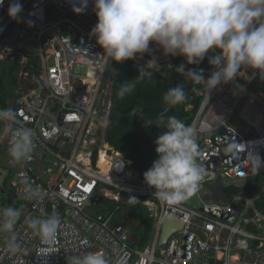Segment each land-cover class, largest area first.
<instances>
[{"label":"built area","instance_id":"2783aa9c","mask_svg":"<svg viewBox=\"0 0 264 264\" xmlns=\"http://www.w3.org/2000/svg\"><path fill=\"white\" fill-rule=\"evenodd\" d=\"M12 2L0 6V63L16 62L17 55L21 69L16 97L6 98L0 108L17 111L11 128L28 127L35 136L32 158L16 165L7 152L9 134L0 135L5 172L0 208L22 211L15 228L19 251L9 253L0 236V264H67V257L89 251L103 254L108 264L121 256L125 264H264V167L256 170L250 158L255 152L264 160V90L252 88L259 72L244 68L234 81L199 93L202 102L191 125L199 133L198 159L205 168L194 190L201 207L165 208L134 162L107 141L115 70L90 36L98 22L94 0L79 14L73 8L80 0H19L23 10L17 19L8 15ZM77 66L87 67L86 76L74 74ZM25 180L45 197L21 199ZM250 180L258 183L252 196L227 198L222 192L224 202L209 198L208 190L217 184L244 189ZM48 193L55 198L48 199ZM131 203L144 207L153 222L144 247L142 236L133 239L127 224L117 222ZM53 210L61 231L55 241L41 242L28 224ZM167 219L183 226L160 245Z\"/></svg>","mask_w":264,"mask_h":264},{"label":"clouds","instance_id":"9594fccd","mask_svg":"<svg viewBox=\"0 0 264 264\" xmlns=\"http://www.w3.org/2000/svg\"><path fill=\"white\" fill-rule=\"evenodd\" d=\"M4 0H0L2 6ZM76 13L83 12L88 0H80ZM23 10L19 0L9 4L8 15L17 19ZM97 24L90 36L103 49V55L112 62L122 63L142 57L151 51L150 44L163 50L165 56H182L188 65H198L208 56L213 71L206 79L204 70L187 69L184 63L174 68L186 80L203 85L211 92L218 85L234 81L244 68L259 72L264 80V0H94ZM158 64L152 56L138 69L135 80L121 84L117 96L131 94L138 83L151 80ZM171 66V65H170ZM172 67V66H171ZM20 72V71H19ZM187 99L184 86L170 87L163 95V110L155 120H144L160 132L154 143L157 158L144 172V181L155 189L154 197L162 207L185 202L205 175L198 156V130L175 115H168L175 106ZM18 113L12 108H0V135L9 134L10 162L23 164L32 158L34 130L17 123ZM254 168L264 167V160L255 152L250 156ZM21 199L40 200L45 193L39 186L25 180ZM48 199L55 198L53 193ZM130 199H136L135 197ZM22 211L18 207L0 208V236L6 240L9 253L16 254L15 228ZM62 221L53 210L43 218H33L28 227L41 242L51 243L61 231ZM67 264H108L99 252H85L67 257ZM117 264H125L121 256Z\"/></svg>","mask_w":264,"mask_h":264},{"label":"trees","instance_id":"16d2710c","mask_svg":"<svg viewBox=\"0 0 264 264\" xmlns=\"http://www.w3.org/2000/svg\"><path fill=\"white\" fill-rule=\"evenodd\" d=\"M151 51L145 53L142 57H137L133 60H127L122 63L112 62L115 70V81L113 88V103L114 107L111 114V121L108 128L107 141L108 143L121 152L125 158L134 162V167L142 176L157 158L155 151L156 144L154 141L160 134L165 131L163 127L160 129L155 125L148 126L144 120H155L157 115L163 110L164 103L162 97L170 88L178 84L184 86L187 99L172 108L168 115H175L186 124H192L193 117L197 113L202 98L199 93L206 92L203 85L195 84L176 71L174 68L181 63L186 65L187 69H203L204 76L207 79L214 70L213 66L208 63V56L205 57L198 65H188L185 58L182 56H165L162 49H158L155 45L150 44ZM155 56L158 64L153 71L152 79H145L136 85L135 90L123 98L117 96V92L121 84L125 81L135 80L138 75V69L145 65L146 62ZM12 61L8 59L4 63H0V70H6V65ZM17 62V61H16ZM31 64H37L36 58H31ZM172 67H171V66ZM21 69V67H20ZM36 67L35 73L38 74ZM252 88L256 91L264 90V80L260 76L252 83ZM13 92L4 94L0 90V105L5 104L6 98H15ZM189 106H193L192 110H187ZM144 177V176H143ZM258 188L257 180H250L248 187L241 189L237 187L225 188L222 192L227 198H232L234 195L245 194L251 196ZM106 205L113 209L114 202H106ZM125 211L132 217L140 219L143 228H137L135 235L138 232L142 236L141 245L145 246L149 241L153 222L150 220L146 209L140 205L131 203L124 206ZM100 212H103L99 208ZM122 216L119 217L118 223H121ZM145 236V237H143Z\"/></svg>","mask_w":264,"mask_h":264},{"label":"rangeland","instance_id":"374dc122","mask_svg":"<svg viewBox=\"0 0 264 264\" xmlns=\"http://www.w3.org/2000/svg\"><path fill=\"white\" fill-rule=\"evenodd\" d=\"M51 18V14H49ZM17 62H11L6 65V70H0V90L4 94L13 92L18 88V73L20 71V57L16 55ZM88 72L87 67L77 66L75 68L74 74L78 76H86ZM222 184H217L208 190L209 198L214 202H224L225 195L222 193ZM123 220L127 224L128 230L131 232L132 236L135 234L137 228H141L140 219L132 217L128 212L123 211ZM136 235H139L137 232Z\"/></svg>","mask_w":264,"mask_h":264},{"label":"water","instance_id":"95a60500","mask_svg":"<svg viewBox=\"0 0 264 264\" xmlns=\"http://www.w3.org/2000/svg\"><path fill=\"white\" fill-rule=\"evenodd\" d=\"M28 51L30 53H34V48L32 47H29L28 48ZM5 175V172L3 170L0 169V186H3V176ZM191 207H194V208H200L201 207V203L197 197V194L195 191H193V193L190 195V197L185 201L183 202ZM182 223L178 222V221H175V220H172V219H167L164 223V226H163V231H162V235H161V238H160V245H164L168 238L171 236V234L179 229L182 228Z\"/></svg>","mask_w":264,"mask_h":264},{"label":"bare ground","instance_id":"6f19581e","mask_svg":"<svg viewBox=\"0 0 264 264\" xmlns=\"http://www.w3.org/2000/svg\"><path fill=\"white\" fill-rule=\"evenodd\" d=\"M90 76L93 77V71H91ZM100 165H101L104 169H106L107 166H108L107 164H104L103 162H101Z\"/></svg>","mask_w":264,"mask_h":264},{"label":"crops","instance_id":"0c3cea01","mask_svg":"<svg viewBox=\"0 0 264 264\" xmlns=\"http://www.w3.org/2000/svg\"><path fill=\"white\" fill-rule=\"evenodd\" d=\"M252 195H253V194H252ZM252 195H251V196H252ZM122 220H123V219H122ZM122 220H121V221H122ZM132 237H133V239H137V238H139L138 236L136 237L135 234H134V236H132ZM141 241H142V240H141ZM146 245H147V244H146ZM146 245H145V246H146ZM142 247H144V246H142Z\"/></svg>","mask_w":264,"mask_h":264}]
</instances>
